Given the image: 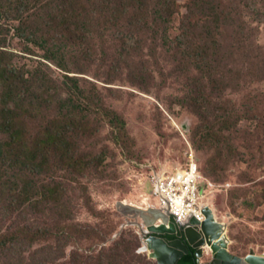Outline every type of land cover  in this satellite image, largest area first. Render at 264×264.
Segmentation results:
<instances>
[{
  "label": "trees",
  "instance_id": "1",
  "mask_svg": "<svg viewBox=\"0 0 264 264\" xmlns=\"http://www.w3.org/2000/svg\"><path fill=\"white\" fill-rule=\"evenodd\" d=\"M74 1L79 0H0V10L17 13L23 18L27 14L24 26H19L22 37L42 47L46 59L71 73L70 69L58 62L65 60L68 44L55 39L42 28L44 22L66 23L73 11L70 8ZM87 1L118 3L115 15L113 13L99 28L100 37L107 48L108 44L112 45L109 51H112L111 55L119 65L111 69L118 71L123 64L133 70L134 79L138 74L148 81V60L169 49H178L182 59L176 61L169 80L176 82L173 77L178 76L185 81L183 88L190 85L189 80L198 74L213 79L222 65L234 64L230 57L232 52L244 49L246 52L241 50L238 55H245L248 62L261 57L264 61V45L260 36L245 33L242 28L233 39V35L222 30L224 14L220 12L219 0ZM230 1L233 2L227 0ZM243 2L249 4L248 0ZM261 6H264V0L259 2L258 8ZM248 8L252 9L250 4ZM88 15L93 18L89 12ZM176 21L177 33L172 34ZM84 30L86 24L83 19L73 37L75 43H81L82 52L85 50L84 43L91 41ZM230 38L231 42L228 41ZM241 39L243 42L239 44ZM2 41L0 32V253H6L8 257H11V252L17 253L19 260L11 264H47L49 254L57 248L51 244L41 247L39 244L42 241L56 239L58 246L60 243L66 247L80 240L82 243L72 250L73 259L68 264H128V256L132 258L130 264H141L138 258L137 262L133 260L134 256L139 257L136 252L138 234L137 240H131V231L128 237L124 236L126 232H122L118 238L111 239V231L115 227H109L113 228L110 231H95L91 225L75 223L77 217L73 194H77L59 180V163L71 158L70 164L79 174L94 167L100 177L112 168L111 164L106 163L104 151L95 153L83 167H80L83 165L82 157L79 161L76 158L80 152L78 142L82 141L79 136L87 135L88 130L87 124L83 127L84 121L79 120L78 115L89 109L103 110L101 98L87 94L81 80L69 74L60 75L59 81L65 78L60 86L58 80L38 71H25L19 66L20 55L4 48L6 46ZM223 42L227 48L221 45ZM33 47L27 45L26 52L34 53ZM145 51H148V55ZM103 55L108 56V53L104 52ZM233 76L230 70L228 78L232 79ZM202 93V89L195 84L182 104L191 107L200 120L196 134L197 149L205 152V155L217 149L216 154L202 158L204 170L207 174L221 176L227 170L225 163L229 156L226 158L224 146L220 145L219 137L209 126L210 101ZM232 113H236V110ZM233 116L230 115L229 120L223 123L225 131L236 129V123L243 121L241 117ZM231 120L236 123H231ZM113 124L119 130L126 128V122L119 116ZM100 166L104 168L99 169ZM262 196L264 198V192ZM85 200L88 202L89 198ZM93 236L100 238L96 240L97 243L106 242V245L94 247ZM38 247L44 249L38 252ZM145 263L151 264L147 260ZM178 264H198L194 249L185 254Z\"/></svg>",
  "mask_w": 264,
  "mask_h": 264
},
{
  "label": "rangeland",
  "instance_id": "2",
  "mask_svg": "<svg viewBox=\"0 0 264 264\" xmlns=\"http://www.w3.org/2000/svg\"><path fill=\"white\" fill-rule=\"evenodd\" d=\"M243 1L219 0L220 12L224 14L221 28L233 35V39L243 28L245 33L260 36L264 45V6L258 8L261 0H248L252 8L249 9V4ZM117 5L116 2L102 4L101 1H74L70 8L73 11L67 17L66 23L44 22L42 28L55 39L68 44L65 60L58 62L70 69L72 74L80 76L83 87L96 90L97 96L101 97L103 108L79 113V120L84 121L83 127L87 124L88 130L87 135L79 136L82 141L78 142L80 152L76 158L79 161L84 157L83 165H80L83 167L86 162L92 160L95 153L104 151L106 163L112 167L109 172L98 177L94 167H90L85 173L79 174L70 164L72 158L60 162L58 167L59 180L64 182L72 193L75 191L77 194H73L77 217L75 223L91 225L95 231H110L115 227V230L111 231L113 239L118 238L122 232H126L124 236L128 237L131 231V240H137L139 225L136 220L123 216L117 210V201L145 205L148 185L145 170H140V164H147L156 169L180 167L186 162V152L192 147L196 151L204 177L216 184L211 198L219 220L227 223L231 251L244 254L251 247L259 251L264 250L263 58L248 62L245 55H238L241 50H246L232 52L230 57L234 64L222 65L213 79L198 74L189 80L190 85L183 88L185 81L178 76L173 77L176 82L169 80L174 73L176 61L182 60L178 49H169L148 60V81L138 74L134 79L133 70L123 64L118 71L111 70L119 65L111 55L112 51H109L112 45L108 44L107 48L100 37L99 28L103 27L113 13L115 15ZM88 12L93 18L89 17ZM27 16L26 14L20 19L0 18L2 43L6 46L4 48L20 55L19 66L25 71H38L59 81L60 75L68 72H63L52 63L48 64L44 49L28 42L21 35L19 26H24ZM83 19L86 24L84 31L91 38L90 42L84 43L85 54L80 49L81 43H75L73 39L74 31L82 24ZM208 25L210 28L209 23ZM174 26L172 34L177 33L178 21ZM204 30L207 33L206 27ZM231 40L230 38L228 41ZM242 42L243 39L239 40V44ZM27 45L34 46L35 51L31 55L25 53ZM221 45L227 48L224 42ZM229 50L231 52L232 48ZM104 52H107L108 56L103 55ZM145 54L148 55V51H145ZM230 70L234 75L232 79L228 78ZM197 79L200 80L195 83ZM195 84L202 89L204 97L208 96L209 126L219 137L220 145L224 146L226 158L229 156L225 163L227 170L221 176L207 174L204 170L202 158L216 154L217 149L207 155L197 150L196 134L200 120L191 107L182 104ZM59 85H63V79L59 81ZM105 105L107 111L104 110ZM233 110H236V113H232ZM52 114L56 115L53 112ZM115 114L126 122L125 131L119 130L117 125L106 124ZM230 115L239 116L243 121L236 123L231 120V123L237 124L236 129L225 131L223 123L229 120ZM234 149L237 150L232 154ZM101 168L104 167L100 166L99 169ZM85 197L89 198L88 202ZM87 230L95 232L92 229ZM93 239L94 247L103 245V242L97 243L96 240H100L98 236H93ZM80 243V240H75L74 243L62 247L63 244L59 243L58 246L57 240L51 239L42 241L39 246L51 244L57 248L49 254L47 264H68L73 259L72 250ZM42 249L44 248L38 247V252ZM10 254L11 257H8L6 253H0V264L16 263L19 260L17 253ZM128 257L130 264L132 258ZM138 259L141 264H146V260L150 262L144 254L139 255Z\"/></svg>",
  "mask_w": 264,
  "mask_h": 264
},
{
  "label": "clouds",
  "instance_id": "3",
  "mask_svg": "<svg viewBox=\"0 0 264 264\" xmlns=\"http://www.w3.org/2000/svg\"><path fill=\"white\" fill-rule=\"evenodd\" d=\"M5 13L6 12H3L2 10H0V18L3 19L5 16L6 19L15 18V17L20 19L21 17L17 13L9 12V13H6V15ZM25 53H28V52H25ZM28 54L31 55V53H28ZM46 61L50 65L51 63L56 65L53 61H50L48 59H46ZM56 66L59 67L58 65ZM61 70L63 72L65 71L63 69ZM67 74H69V76L71 77H77L80 79V76L74 75L72 74V72L71 73L68 72ZM62 79L63 81L65 80V78H62ZM81 86L83 87L82 83H81ZM83 88L85 89L84 91L87 94L90 93V94L97 95L96 90H88L85 87ZM104 110L105 111L108 110L107 105H105ZM118 116H119L118 114H115L114 116L109 118V120L106 123L113 124L115 118ZM125 130L126 128L124 129V131ZM78 155L79 154L77 153L76 156ZM85 164L87 165V162ZM140 166H141L140 170L142 172L145 170V173H146L145 180L148 185L147 187L148 194L146 195V201H144V203L146 204L139 205V204H135V203L124 201V200H119L117 201V204H116L117 210L123 216L125 215L126 217H130L136 220L135 222L139 225L140 229L137 231V234L139 236V246L136 249L137 256L144 254L146 256V259L150 261L149 263L158 264L157 258L151 257L150 255L153 252V250L148 248L149 237L151 235H157L160 237L168 238L170 240L177 238L176 234H167V233L159 234V233H154L150 231L148 229V225L150 224L149 222L150 219H153V223L155 225H160L162 223H165L167 227H171V224L173 223L177 228L181 229L183 233L181 237L182 239H186L184 231L186 228L190 226L194 227L201 234L202 237L203 236L206 237V234L201 224L206 219V215L204 213V209L206 207H209L212 209L214 213L215 222L221 224V227H222L221 237L222 238L225 237L227 240V246H221V249H226L229 253L239 255V256H246L247 254H249L251 249H254L257 254L264 253V250L259 251L255 247H251L250 250L244 254H237L231 251L230 249L231 239L228 235L227 223L226 221L219 220L217 213H216L215 206L211 198V193H213L214 190H216V184L204 177L202 170H201L200 163L197 160L196 151H194L192 147H190V150L186 152V162L180 167H176L173 169H166V168L156 169V168H153L152 166H148L147 164L146 166H144L143 163H141ZM191 168L193 170H191ZM170 179H172L177 184H185L187 182H191V183L194 182L195 187H196L195 193L188 192V193L183 194L181 190L178 191L176 189L177 194L175 196L168 195L166 193V190L170 188V184L168 183ZM31 209L32 208H29V210ZM158 211L162 212L163 214L167 216L166 221L161 215H156ZM172 217L174 218L173 221L171 220ZM193 218H196L197 224L191 223V220ZM103 245H106V242H104ZM187 245H188L189 251L185 254H188L190 252V249H194V254L197 258L198 264L207 263L213 259L212 248L207 243H205L204 245H201V247L203 248V255L200 257L196 255V250H197L196 247L192 246L191 244H187ZM183 256L178 260L176 264L180 262ZM137 258L139 257L134 256L133 259L136 261Z\"/></svg>",
  "mask_w": 264,
  "mask_h": 264
},
{
  "label": "water",
  "instance_id": "4",
  "mask_svg": "<svg viewBox=\"0 0 264 264\" xmlns=\"http://www.w3.org/2000/svg\"><path fill=\"white\" fill-rule=\"evenodd\" d=\"M206 219L201 223L206 237L192 226L185 229L184 234L186 239H182V231L173 223L171 227H167L165 223L155 225L153 219H150L148 229L154 233L159 234H176L177 238L172 240L157 235H151L148 239V248L153 252L151 257L157 258L158 264H176L178 260L187 253L188 245L196 247V255L198 257L203 255V248L201 245L207 243L213 251V259L210 262L203 264H264V253L257 254L254 249H251L246 256H239L229 253L226 249H221V246H227L226 238L221 237V224L215 222L214 213L211 208L204 209ZM156 215H161L164 220L167 216L162 212H157ZM173 221L174 218L172 217ZM191 223L197 224L196 218L191 220ZM191 250V249H190Z\"/></svg>",
  "mask_w": 264,
  "mask_h": 264
},
{
  "label": "built area",
  "instance_id": "5",
  "mask_svg": "<svg viewBox=\"0 0 264 264\" xmlns=\"http://www.w3.org/2000/svg\"><path fill=\"white\" fill-rule=\"evenodd\" d=\"M191 170H193V169L191 168ZM168 183L170 184V188L166 190V193L168 195L175 196L177 194L176 189L178 191L181 190L183 192V194L188 193V192L195 193L196 187H195L194 182L193 183L187 182L185 184H177L172 179H170Z\"/></svg>",
  "mask_w": 264,
  "mask_h": 264
}]
</instances>
